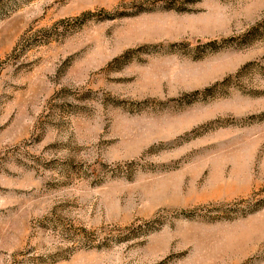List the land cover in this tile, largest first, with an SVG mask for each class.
Wrapping results in <instances>:
<instances>
[{
  "label": "rangeland",
  "instance_id": "1",
  "mask_svg": "<svg viewBox=\"0 0 264 264\" xmlns=\"http://www.w3.org/2000/svg\"><path fill=\"white\" fill-rule=\"evenodd\" d=\"M0 264H264V0H0Z\"/></svg>",
  "mask_w": 264,
  "mask_h": 264
}]
</instances>
